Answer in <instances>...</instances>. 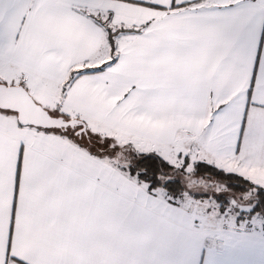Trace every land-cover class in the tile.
Segmentation results:
<instances>
[{
    "label": "snow or ice",
    "instance_id": "snow-or-ice-1",
    "mask_svg": "<svg viewBox=\"0 0 264 264\" xmlns=\"http://www.w3.org/2000/svg\"><path fill=\"white\" fill-rule=\"evenodd\" d=\"M0 264H264V0H0Z\"/></svg>",
    "mask_w": 264,
    "mask_h": 264
}]
</instances>
